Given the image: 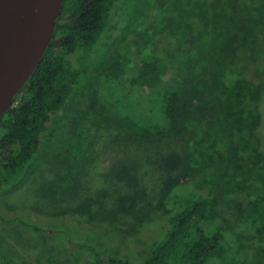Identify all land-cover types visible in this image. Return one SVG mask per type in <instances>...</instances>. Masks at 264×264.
I'll return each instance as SVG.
<instances>
[{"label": "trees", "instance_id": "obj_1", "mask_svg": "<svg viewBox=\"0 0 264 264\" xmlns=\"http://www.w3.org/2000/svg\"><path fill=\"white\" fill-rule=\"evenodd\" d=\"M168 1L174 12L164 16L162 23L170 34L183 37L192 24L190 15L196 10V0ZM198 3L202 11L197 15L201 33L199 49L195 47L197 56L193 58L196 63L213 60L235 38L238 39L234 45L236 50L246 46L252 55L259 53L264 56V0H219L218 4L199 0ZM119 5L118 0H64L49 47L0 118V188L17 184L30 167L39 163L40 158L48 165L53 162L46 148L40 150L42 143L55 135L78 87L88 79L97 47L105 40ZM149 43L150 34L144 31L136 54L118 49L111 58L98 63V72L91 80L80 115L93 117L99 123L114 116L125 135L129 136L127 140H136L138 144H146L150 146L149 150L156 151L157 165L166 174L156 194L146 199L140 196V192H122L112 199L107 187H86L84 192L81 184L76 182L66 187V179H77L76 171L88 160L80 135L84 130L82 127H77L75 133L63 142L67 156L71 154L74 158L71 171L57 174L49 180L48 191L50 195L61 194L59 199L64 196L72 206L74 203L72 208L63 212L77 213L90 220L131 216L143 221L151 214L154 220L160 221L159 215L168 213L174 195L183 190L185 184L192 185V188L180 198L183 201L179 205H182L180 217L166 218L168 232L161 235L143 261L107 254L87 242L77 243V247L93 255L99 254L104 264H241L238 259L243 257V264H253L252 261L264 264V260L256 258L258 251H253L248 259L234 243L239 229L249 221V229L261 234L257 246L264 248V197H256L255 194L246 198L243 194L247 186L264 182V151L260 149L262 140L258 133L261 124L258 104L264 79L250 84L247 99L250 103L243 111L253 146L246 152L252 154L251 159L242 164L234 163L241 149L236 133L228 126L236 108V96L226 61L222 63L221 70L217 66L212 67L222 71L221 82L215 77L209 78L204 71L202 76L191 71L196 95L205 94L214 84L218 86L217 101L222 110L216 125L203 127L212 148L210 165L213 167L203 171L194 163V153L178 151L172 143L176 141L177 144L192 131L187 120L196 97H189L181 88L166 59L150 51ZM73 61L74 64L71 63ZM133 91L143 94L140 103L132 102ZM196 101L199 102V98ZM217 122L226 125L219 127ZM224 136L231 140L229 150L232 157L228 164L233 169L220 175L218 170L223 168L227 152L221 142ZM202 175L204 179L196 189L195 184ZM104 176L108 180L135 185L140 184L141 178L139 165L129 157L114 161ZM249 177L254 183L247 179ZM194 190L196 194H193ZM143 199L151 200L144 204ZM232 202L236 206L234 214L228 213L226 206ZM141 210L144 211L142 215ZM63 236L67 237L68 243L75 244L68 235ZM0 257L1 264H18L2 247ZM88 264L97 263L92 260Z\"/></svg>", "mask_w": 264, "mask_h": 264}, {"label": "rangeland", "instance_id": "obj_2", "mask_svg": "<svg viewBox=\"0 0 264 264\" xmlns=\"http://www.w3.org/2000/svg\"><path fill=\"white\" fill-rule=\"evenodd\" d=\"M123 1L126 3L124 4ZM198 1L196 0L195 12L193 11L190 15L192 24L186 29V34L181 37L170 34L162 23L164 16L174 12L168 0H118L120 5L112 18L105 40L97 47L88 79L78 87L68 112L55 135L48 142L45 140L42 143L40 150L46 148L53 162L48 165L45 160L40 158L39 163L33 168L30 167L17 184L0 188V247L5 249L18 264H88L92 260L97 264H104V260L99 254L93 255L90 251L77 247V243L85 242L95 245L107 254H117L132 260L143 261L150 254L161 235L168 232L166 218L180 217L182 205H179L183 203L180 198L182 194H186V190L192 188L190 184H185L184 189L174 195L168 213L159 215L161 216L160 221L154 220L151 214H148L143 221H138L137 218L131 216L90 220L77 213L63 212L65 209L72 208L74 203L72 206V202H67V198L64 199V196L60 198L62 200L59 199L61 194L50 195L48 191L49 180L57 174L63 175V173L71 171L75 163L74 158L71 154L67 156L63 142L72 136V133H75L77 127H82L84 130L80 132V135L87 150L85 156L88 160L79 171H76L77 179L73 177L66 179L64 182L66 187L71 186L74 182L81 184L83 192L88 187L92 189L107 187L112 193V199L122 192H140V196H144L146 199L156 194L162 179L164 176L166 177L164 171L157 165L156 151L149 150L150 146L146 144H138L136 140L132 142L131 139L127 140L129 136L125 135L120 122L114 116L104 118L99 123L93 117H81L80 115L81 108L85 105L90 91L91 80L98 72V63L111 58L118 49L136 54L139 51V41L144 31L150 34V51L164 57L175 72L181 88L187 92L189 97L193 99L196 97L187 120L192 131L194 129V133L189 132L177 144L176 141L172 142L173 146L178 151L194 153V163L200 166L203 171L208 168L213 169L210 165L212 148L209 140L205 137L203 127L216 125V121L222 113L217 101L218 86L214 84L205 94L196 95L193 87L194 82L191 80V71L194 70L197 76L204 75L202 73L204 71L209 78L215 77L221 82L222 71H217L212 67L217 66L221 70L222 63L226 61L227 71L233 81V92L236 96V108L231 114V122L228 126L236 133L238 146L241 149V153L234 163L243 164L251 159L252 154H246V152L251 149L253 144L248 134V124L244 119L243 111L250 103L247 100L251 90L250 84H257L260 79H264V56L259 53L252 55L246 46L236 50L234 45L238 43V39L235 38L213 60L196 63L193 58L197 56L195 47L199 49L198 37L201 33L197 15L202 11ZM208 1L218 4L219 0ZM223 4L224 2L221 3L222 6ZM71 63L74 64V61ZM132 94L134 95L132 102L140 103L143 94L138 91H133ZM197 98H199V102L196 101ZM258 106V112L261 114V124L258 129L262 140L260 149L264 151V88ZM111 109L114 110L112 107ZM217 125L225 127L226 124L221 125L217 122ZM226 131L227 128H225ZM226 136L221 138L227 152L223 168L218 170L220 175L233 169L231 164H228L232 157V151L229 150L231 140ZM187 140H189V145H187ZM163 147L166 145L164 144ZM61 152H63V157ZM123 157H129L139 165L141 175L139 185L119 183L115 180H108L106 175L104 176L111 164ZM78 158L81 159V157ZM81 161L85 160L81 159ZM203 179L202 175L195 184L196 189H199ZM247 179L254 183L250 177ZM236 182L239 184L238 180ZM256 186L262 188L263 192L255 189ZM194 191L193 194H196L197 191ZM141 192H145V194L143 195ZM243 192L246 198L255 194L256 197L258 195L264 197V182L252 187L249 185ZM149 200L151 199H143L142 202L147 204ZM110 206H112V201ZM226 206L228 213H235L234 202ZM143 213L144 211L141 210V215ZM248 222L239 229L238 235L234 239L235 246L238 249L241 248L248 259L253 251H258L259 256L256 258L263 262L264 248L260 249L257 246L261 241V234L253 233L249 229ZM63 235H68L75 244L68 243L67 237ZM263 239L264 237H262V241ZM77 258L80 261H77ZM243 258L238 259V262L243 264ZM252 263L255 264L254 261Z\"/></svg>", "mask_w": 264, "mask_h": 264}, {"label": "water", "instance_id": "obj_3", "mask_svg": "<svg viewBox=\"0 0 264 264\" xmlns=\"http://www.w3.org/2000/svg\"><path fill=\"white\" fill-rule=\"evenodd\" d=\"M64 0H0V118L38 65Z\"/></svg>", "mask_w": 264, "mask_h": 264}]
</instances>
